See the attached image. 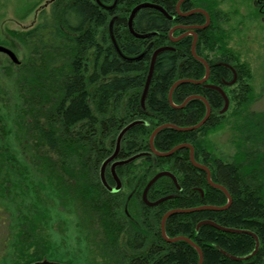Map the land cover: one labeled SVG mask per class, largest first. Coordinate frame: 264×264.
<instances>
[{"label": "trees", "instance_id": "obj_1", "mask_svg": "<svg viewBox=\"0 0 264 264\" xmlns=\"http://www.w3.org/2000/svg\"><path fill=\"white\" fill-rule=\"evenodd\" d=\"M180 1L56 0L40 9L36 25L13 33L30 51L19 65L0 68V264H77L73 258L65 261L47 237L64 212L82 219L80 228L97 226V264H199L194 246L162 236V220L172 210L224 207L227 196L191 162L190 148L169 157L155 156L150 149L157 128L193 127L205 118L207 106L199 98L177 108L197 96L211 107L205 125L188 132L166 128L155 135L154 147L167 153L191 145L196 162L209 168L232 203L224 211L173 214L165 222L166 236L192 240L202 251L203 264H264V113L248 111L254 99L252 67L228 46L224 23L229 19L217 0H184L181 13L201 9L210 15L209 26L194 31L196 54L208 62L210 73L205 84L175 87L173 107L169 96L175 83L206 75L193 56L195 38L188 29L204 26L206 15H178ZM149 2L173 18L152 7L140 9L134 31L151 36L138 39L128 28L130 15ZM162 48L142 102L152 57ZM212 86L225 90L230 101L226 113L221 112L222 94ZM232 118L237 119L233 152L218 157L210 137ZM133 122L142 124L122 137L119 160L145 156L115 168L124 189L112 194L101 182V167ZM110 167L106 181L113 185ZM168 170L178 185L161 177L147 192L150 201L168 199L156 207L143 204V189ZM206 220L254 233L258 252L234 260L255 250L254 236L210 225L197 229Z\"/></svg>", "mask_w": 264, "mask_h": 264}, {"label": "rangeland", "instance_id": "obj_2", "mask_svg": "<svg viewBox=\"0 0 264 264\" xmlns=\"http://www.w3.org/2000/svg\"><path fill=\"white\" fill-rule=\"evenodd\" d=\"M217 1L220 3L221 11L227 14L226 20L229 19L224 23L229 36L228 46L252 67L250 84L254 99L248 111L264 113V0ZM47 2L50 0H0V46L10 48L20 62L29 57L30 49L17 41L13 33L28 30L36 25L38 13L41 8L47 9L45 6ZM11 63L13 64L9 56L0 53V68ZM224 107L222 113L229 109L228 107L224 111ZM236 121V118H232L230 123L210 137L212 151L216 156L229 155L233 152L231 140ZM81 222L82 219L76 218L73 214L61 213L59 221L55 220L52 227L46 231L47 237L54 245V249L63 254L65 261L73 258L77 264L100 263L101 251L98 247L100 233L96 231L97 226L94 229L89 226H87L89 229H84L80 228Z\"/></svg>", "mask_w": 264, "mask_h": 264}, {"label": "water", "instance_id": "obj_3", "mask_svg": "<svg viewBox=\"0 0 264 264\" xmlns=\"http://www.w3.org/2000/svg\"><path fill=\"white\" fill-rule=\"evenodd\" d=\"M184 0H181L179 3H178V7H177V12H178V15H181V16H192L194 15V13H202L204 15H206V18H207V21L205 23L204 26H194V27H190L188 28L189 30H191L190 34L195 38L194 40V43H193V56L195 59H198L205 67L206 69V75L205 77L202 79V80H198V81H192V80H184V81H179L177 83H175V85L173 86V88L171 89L170 91V96H169V102L170 104L174 106L173 102H172V95H173V90L175 89V87H177L178 85L180 84H186V83H194V84H205L207 81H208V76H209V73H210V69H209V64L208 62H206L203 58L199 57L197 54H196V48H195V45H196V42H197V39H198V36L197 34L194 32L196 29H206L208 26H209V23L211 21V18H210V15L206 12V11H203L201 9H194V11H190V12H186V13H181L180 11V7L182 5V2ZM149 7H152V8H155L157 10H159L160 12H162L167 18L169 19H172L173 17H171L170 15L167 14L166 10L162 7V6H159V5H155V4H152V3H142V4H139L131 13L130 15V19H129V23H128V28H130V31L131 33L138 39L140 38H147L149 36H151V33L150 34H137L135 31H134V28H133V21H134V16L138 13V11L142 8H149ZM173 31L174 29L172 30V33L171 35L173 34ZM175 41H177L178 39H174ZM165 48H162V49H159L157 50L153 57H152V64H151V67H150V74H149V77L147 79V85H146V88H145V91H144V96H143V99H142V102H144V99L146 97V93H147V90L150 86V81L152 79V76H153V73H154V67H155V63H156V58L157 56L162 53V51H164ZM0 53H3L5 54L6 56H9L10 59L12 60V62L16 65H19L20 63V60L18 59L17 55H15V53L10 49V48H6L4 46H0ZM212 88L216 89L217 91H220V93L222 94L223 98H224V101H225V107H224V111L228 109L229 107V102L228 101V98L224 92V90L221 88V87H213ZM201 99L203 102L206 103V106H207V115L205 116V118L199 122V124H197L196 126H193V127H188V128H181V127H176V126H173V125H170V124H166V126H162V127H159L155 130V132L153 133V135L151 136V141H150V149H151V153L154 154L155 156H160V157H169L171 155H173L174 153L178 152V150L180 149H183V148H190L191 149V154H190V158L192 160V163L195 165V167H197L198 169H202L204 170L206 173H207V180L210 184V186H213L221 191H223V193L226 194L227 196V199H228V203L226 205H224V207H218V206H202L200 208H193L191 210H172V211H169V213L165 214L163 220H162V223H161V226H162V234H163V237H165V239L168 241V242H178V241H186L187 243H189L192 247L194 246L196 248V250L198 251V254H199V257H200V262L199 264H203V260H204V257H203V254H202V251L200 249L199 246H197L194 242H192V240H190L189 238H186V237H179V238H173V239H169L167 236H166V232H165V222L166 220L173 214H181V213H192V212H196V211H202V210H209V211H224L225 209H227L228 207H230L232 201H231V197L228 193V191L223 188L222 186L216 184L213 182V180L211 179V173H210V170L209 168L203 166L202 164H198L194 158V148L191 146V145H179L178 147H176L175 149L171 150V151H168L167 153H161L160 151H158L157 149H155L154 147V139H155V135L158 134L159 132H161L162 130L166 129V128H172L174 130H178V131H181V132H188V131H194V130H199V128H201L203 125H205L206 121L209 119L210 115H211V107H210V104L208 102H206V100L201 97V96H197V97H190L188 98L183 105L181 106H177V108H183L187 105V102H189L190 100L192 99ZM137 124H142V122H133L131 125L125 127V129L121 132V134L118 136V142H117V145H116V148H115V152L112 154V156L110 158H108L107 160L104 161L102 167H101V182L102 184L105 186V188L110 192V193H117L121 190L122 188V183L120 182V179L119 177L117 176V173H115V168L118 167V166H123L124 164H129L131 162H134L135 159L139 158V157H142V156H145V154H137V155H134V157H131L129 159H123V160H119V154L121 152L120 150V147H121V143H122V137L129 131L133 128V126L137 125ZM111 165V171L112 173L114 174V178H115V182L117 184L116 187H113L111 188L110 185L107 183L106 181V169L107 167ZM171 177V179L173 181H175L176 185H178V181H176V178L175 176L173 175V173H171L170 171L168 172H160L158 173L152 180L149 181L148 185L146 186L145 190H144V195H143V202L145 204H148L150 206H158L159 203H161L162 201H165L167 200L168 198H163V199H160L158 200L157 202L155 203H151L149 202L148 200V190L157 182V180L161 177ZM203 225H210L212 227H215L223 232H228V233H233V234H237V233H245V234H252L255 238V244H256V248L255 250L249 254L248 257H233L234 260L238 261V260H248L250 257L254 256L258 250H259V247H260V244H259V240H258V237L254 234V233H251V232H246V231H242V230H238V229H231V228H227V227H222L221 225H219L218 223H215V222H211V221H203L202 223H200L197 227V229H200L201 227H203ZM34 264H67V263H58V262H54V261H47V260H44V261H39V263H34Z\"/></svg>", "mask_w": 264, "mask_h": 264}, {"label": "flooded vegetation", "instance_id": "obj_4", "mask_svg": "<svg viewBox=\"0 0 264 264\" xmlns=\"http://www.w3.org/2000/svg\"><path fill=\"white\" fill-rule=\"evenodd\" d=\"M56 0H50V2H47L46 3V5L45 6H47V8H50V5H52V3H54ZM38 17H39V13H38ZM110 169H111V167H110ZM111 171V170H110ZM111 173H112V171H111ZM112 176H113V179H114V183H113V185H110V187L111 188H113V187H116L117 186V184H116V182H115V178H114V174L112 173ZM120 179V178H119ZM120 182L122 183V181L120 180ZM135 185H136V188L135 189H137L138 188V186L137 185H140V183L139 182H136L135 183ZM105 187V186H104ZM146 188V187H145ZM145 188L143 189V192H144V190H145ZM124 189V183H122V188H121V190L120 191H122ZM135 189H133V191H131L129 194H130V197L131 196H133V193H134V191H135ZM108 191V190H107ZM119 191V192H120ZM109 192V191H108ZM142 192V193H143ZM110 193V192H109ZM118 193V192H117ZM143 195H144V193H143ZM143 195H142V203L143 204H145L144 202H143ZM149 200V199H148ZM149 202H151V203H155L154 201H150L149 200ZM146 205H148V204H146ZM150 206V205H149ZM150 207H153V206H150ZM154 207H156V206H154ZM125 212H126V214H128V207H125V210H124ZM161 234H162V229H161ZM162 236H163V234H162ZM160 247V246H159Z\"/></svg>", "mask_w": 264, "mask_h": 264}, {"label": "bare ground", "instance_id": "obj_5", "mask_svg": "<svg viewBox=\"0 0 264 264\" xmlns=\"http://www.w3.org/2000/svg\"><path fill=\"white\" fill-rule=\"evenodd\" d=\"M191 162H192V160H191Z\"/></svg>", "mask_w": 264, "mask_h": 264}]
</instances>
